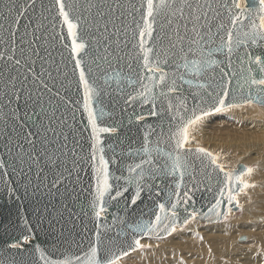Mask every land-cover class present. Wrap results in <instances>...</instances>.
<instances>
[{"label":"water","instance_id":"water-1","mask_svg":"<svg viewBox=\"0 0 264 264\" xmlns=\"http://www.w3.org/2000/svg\"><path fill=\"white\" fill-rule=\"evenodd\" d=\"M141 2L142 0H64L69 19L79 24L78 35L88 45L86 49L88 55L81 54L86 62L85 70L87 71L88 66H91L99 84H103L105 80L108 82L104 85L102 103L96 106L103 107L106 113L102 118V126L117 128L115 134H102L105 144L111 143L114 149L113 151L106 148V158L115 156V163L110 162L113 195L117 190L128 189L115 200L105 197L106 211L99 219L95 218L90 207L92 199L90 192L94 191L95 185L91 166L69 153L62 159L67 160L69 168L73 159L77 160L80 179L76 180L77 172H74L70 178L71 182L66 180L57 187H52L51 168L42 163L41 167L44 171L40 172L38 167L31 163L27 155L31 152V146L23 139L28 132H32L30 139L35 141L37 150L45 146L42 138L48 141L46 145L48 149L58 148L63 136L44 131V128L51 127L55 129V133L68 135L69 149L75 148L79 156H87L89 152L90 129L85 130L89 126L87 113L82 108L83 90L82 87L79 91L77 89L79 70L73 71L76 57L71 52L72 37L68 34L67 24L59 14V4L57 0H36L34 10L30 9L28 14L33 22L28 29L30 34L24 36L25 43H20L19 39L24 32L23 27L17 31L13 43V40L9 39L8 31H5L11 21L5 22L0 17V25H3L0 28V54H3L6 60L8 55H12L11 49L18 45L14 58L21 59L22 65H26L24 67L17 65L14 68L13 61L5 63L4 60H0V162H2L0 264H45L40 259L41 251L49 260L60 261L71 258L73 264H77L76 257H84V253L95 239L97 230L101 232L104 240L101 246L102 256L125 257L127 255H123L124 252L130 254L139 249L134 243L135 240L138 239L141 243L146 238H165L173 232L171 227L168 230L157 229L151 232L147 230L137 232L135 229L138 224H154L155 215L159 212L157 206L164 203L166 208H170V205L175 203L176 197L173 195L170 200L169 194H174L177 190L180 192L181 204L177 209L179 215L176 218L175 228L182 227L195 219L203 223H220L229 215V208L231 211L239 210L237 195L241 193L240 189L243 185L238 183L235 177L248 174L245 171L247 168H254L253 165L247 166L243 162L239 163L236 169L227 170L224 166L226 172L233 173L230 187L235 199L230 204L227 191L223 197L219 195V190L225 183L224 173L213 171L211 166L202 167L199 161L193 174L195 180L185 175L184 183L179 189L176 188L177 177H165L159 173L150 175L146 171L144 179L139 181L141 185L139 199L136 198V173L130 176L127 165L139 163L144 155L143 153L137 155L136 150L142 147L144 134L150 130L149 125L155 129L150 137L153 142L150 147H156L155 142L159 137L161 139L159 147L164 151H171V142L163 141L170 134L169 124L172 130H175L180 122L179 118L172 120L168 113H164L163 119L151 116L150 105L141 106L138 101L126 103L129 94L134 95V89L138 90V85L130 84L129 79H136V72L140 70L139 63L134 59L136 49L133 45L136 41L133 39L135 28L133 16L139 19V12L135 9L139 8ZM190 2L195 3V0ZM219 2L220 0H216V3ZM5 3L7 0H0V12L6 11ZM180 3L181 0H176L177 5ZM200 3H204V0H200ZM23 23L24 19H22ZM33 30H35L34 35H32ZM33 40L35 42L31 43ZM20 48L24 49L23 53L20 52ZM36 49L39 50L38 55L35 54ZM217 58L223 59V55L218 54ZM32 60L35 61L34 65H31ZM233 60L236 64L239 63L235 61V57ZM129 64L132 65L131 69ZM28 65L34 67L37 73L41 65L51 72V80L47 73L43 79L52 87L53 93L59 92V96L47 92L41 86L40 91L44 94L37 103L29 101L28 106L25 107L21 93L19 101L9 104L7 100L13 92L9 81L13 76L19 77L15 81L16 89L24 87L32 89L33 99L36 98V86L31 82L32 74L27 71ZM16 69L19 71L17 72ZM233 70L238 71V68ZM23 75H28L29 80L21 84ZM236 79L233 78V93ZM188 87L185 85V88ZM184 95L187 97L189 109L196 105L200 108H210L214 103L207 97H205L207 103H201L199 98L193 100L187 92ZM255 97L256 90L253 88L251 104L264 107V103H260ZM246 99H248L247 86L235 99L230 94L224 109L230 108L227 106L229 102L247 105ZM76 101L80 103H75ZM173 103L178 106L175 99ZM41 107L44 109L43 112ZM13 108L18 109L15 115L21 117L19 121L14 118ZM25 111L32 117L31 120L24 117ZM34 112L40 115H34ZM216 112L211 111L210 115ZM182 114L186 119L190 116V112ZM138 115H143L145 119L137 120ZM61 119L66 123L61 124ZM161 128H163L162 136ZM187 147L195 149L201 146L187 145ZM157 159L158 164H164L167 158L159 156ZM204 163L207 165V160ZM145 167L147 169L148 166ZM243 176L244 182L248 183ZM116 177L119 179L117 180ZM129 179L132 180L131 183ZM185 191H188L191 197L187 204L183 203ZM132 200H136V203L133 204ZM217 200L222 201L219 215L208 211ZM192 212L197 213L194 219L191 216ZM26 239L27 243H25ZM109 240L114 242L109 243ZM12 244H20L21 248H12Z\"/></svg>","mask_w":264,"mask_h":264},{"label":"snow or ice","instance_id":"snow-or-ice-1","mask_svg":"<svg viewBox=\"0 0 264 264\" xmlns=\"http://www.w3.org/2000/svg\"><path fill=\"white\" fill-rule=\"evenodd\" d=\"M36 0H7L4 7L5 12H0V17L5 22L11 21L8 24L9 39L13 40L17 36V31L23 27V35L19 38L20 43H25L24 36H28L29 27L32 25V19L29 18L30 9L34 10ZM59 4V14L63 17L64 23L68 26V34L72 37L71 52L75 55V72L78 69L77 89L82 87V108L87 113V124L89 126L86 131H89V152L87 156H79L75 148L69 149V137L63 133H55V129L51 127L44 128L45 132H53L57 136H63V141L58 145V148L48 149L46 147L48 141L42 138V143L45 145L40 150L36 149V143L30 137L32 132H28L23 137L25 141L31 146V152L27 153L28 159L35 164L40 172L44 171L41 164L47 165L52 170V187H57L64 181L71 182L70 178L74 172H77L76 180H79L77 171V160L73 159L72 166H67V160L62 157H67L69 153L72 157H78L79 160L88 163L94 173L95 185L94 191L90 192L92 197L90 207L94 213L95 218L99 219L106 211L107 196L109 200H115L117 196H122L123 191L117 190L113 195V184L110 182V162L115 163V156L106 158V148L113 150L111 143L105 144L102 134H115L117 128L114 126H102V118L106 115L103 107H97L102 103V93H104V85H107V80L103 84L97 82L98 78L93 74V69L88 66L85 70V60L81 56L88 55L86 51L88 45L78 35V23H73L69 19V13L65 11L64 0H57ZM135 7V6H133ZM139 12V19L133 16L135 23L133 39L136 43L133 47L136 49L134 59L139 63L140 70L136 72V79H129V83L138 85V90L134 89L135 94H129L126 103L138 101L141 106L150 105L149 114L151 116L164 118V113H168L172 120L179 118V123L175 130H172L169 124L170 134L164 143L171 142V151H164L159 147L161 139L156 140V147H150L153 143L150 139L155 129L149 125V131L144 134V142L140 149L136 150V154L143 153L139 163L127 165L128 172L131 176L136 173V198L139 199L141 185L139 181L144 179L145 172L150 175L159 173L165 177H177L178 182L176 188L179 189L184 183L185 175L190 176L195 180L193 175L197 168V161L202 167H212L213 171H220L224 173L225 183L224 187L219 190V195L224 196L225 191L228 192V203L230 204L235 197L232 195V188L230 187L233 180V173L226 172L224 165L218 163L219 156L210 152L203 147L195 149L187 147L191 143L190 130L199 124L204 117L210 115L211 111H222L225 108L226 102L229 101L230 94L233 99L237 95L245 91L247 86L246 103H253L252 89L256 90L255 99L260 103H264V0H195V3L190 0H181L179 5L176 0H142L139 8L135 9ZM187 10V15H185ZM22 19L24 23L22 24ZM3 25H0L2 28ZM39 27V24H37ZM15 29V30H13ZM33 30L32 35H34ZM38 39V37H36ZM165 41H167L165 43ZM35 40L31 41L34 43ZM127 43V42H126ZM18 47V45H17ZM17 47L11 49L12 55L5 56L0 54V60L5 63L13 61V67L26 66L22 65L21 59L14 58ZM23 53L24 49H19ZM107 51V49H105ZM35 54H39V50H35ZM218 54L223 55V59H218ZM239 63L236 64L233 60ZM28 59H31L28 57ZM106 59V57H105ZM95 63V61H92ZM35 61H31L34 65ZM31 65L27 66V71L32 74V83L36 86V98L33 99L32 89L26 87L16 89L15 81L19 78L13 76L9 81L12 85L13 92L8 97L7 102L12 104L14 101L21 99L23 93L25 107L28 102L37 103L43 96L40 91L42 86L44 90L59 96V92H52V87L43 79L45 73L48 78L52 79L51 72L41 65L39 73ZM132 65L129 64L131 69ZM233 68H238L233 70ZM218 69V72H217ZM17 72L19 69H16ZM233 78L236 79L235 92L233 93ZM29 76L23 75V80L28 81ZM37 81L39 82L37 84ZM185 85L189 86L185 88ZM192 96L193 100L200 99L201 103H207L208 99L214 101L210 108H200L196 105L192 109L187 106V97L184 93ZM7 95V94H6ZM173 99L178 102L173 103ZM51 103V101H49ZM75 103H80L76 101ZM228 107H240L235 103L229 102ZM199 109V111L197 110ZM18 109L13 108L12 113L14 118L19 121L21 117L15 115ZM41 111L44 109L41 107ZM190 112V116L186 119L182 113ZM39 116V113H33ZM24 117L31 120L32 117L28 112L23 113ZM143 115H138L137 120H144ZM61 124L66 123L63 119ZM23 127V124H21ZM41 127H43L41 125ZM15 131V129H13ZM160 135H163V128H161ZM23 150V146L21 145ZM66 150V151H65ZM155 153V155H154ZM163 156L167 159L164 164H158V157ZM146 157V158H145ZM205 160L208 164L205 165ZM63 166L61 170V166ZM2 166V162H0ZM145 166H148L147 169ZM31 170V169H29ZM247 173L253 171L252 168L245 170ZM67 173V175H65ZM243 174L237 175L235 179L238 183L243 185V189L253 187L254 185L244 182ZM118 180L119 177H116ZM132 180L129 179V183ZM91 187V186H90ZM176 197L175 203L166 208L164 203H160L157 207L158 214L155 215L154 224H138L135 231L143 232L145 230L151 232L157 229L175 231L176 218L179 213L178 206L181 204L180 192L177 190L174 194H169V199L172 196ZM183 203L187 204L191 197L188 191L183 193ZM135 204L136 200H132ZM222 201L217 200L216 203L208 210L216 215L220 214ZM187 211V209H184ZM231 212V208L228 209ZM197 215L192 212L191 216L194 219ZM207 215V214H205ZM187 223V220L185 221ZM114 241L109 240V243ZM27 243V239L25 240ZM104 243L102 234L99 230L95 233V239L89 245L88 251L84 253V257H76L77 264H118L120 257L109 258L101 255V246ZM137 248L151 247V245H143L140 240L134 241ZM12 248H21L20 244H12ZM123 255H128L124 252ZM40 259L45 264H73L71 258L55 261L49 260L41 251Z\"/></svg>","mask_w":264,"mask_h":264},{"label":"bare ground","instance_id":"bare-ground-1","mask_svg":"<svg viewBox=\"0 0 264 264\" xmlns=\"http://www.w3.org/2000/svg\"><path fill=\"white\" fill-rule=\"evenodd\" d=\"M241 107L245 106H240L238 108ZM233 108L234 107L226 108L222 111H219V113L223 111H232ZM255 110L256 113H254ZM211 115L204 117L202 121H204ZM234 115L237 118V121H241L245 124H250L251 126L259 125L264 128V108H262L261 106L252 107L250 109H248L247 107V111L244 112L243 117L238 113H234ZM197 125H195L190 130V139H192L196 134L197 136L202 137L200 139H202L203 141L205 140V144H203V142H201L202 144H192L195 141L193 140L188 145L201 146L212 152V149L207 148L206 141L208 139L203 138V135L201 133L194 130ZM262 136H264V131H261L259 133L257 132V134L252 135V137L255 138H260ZM246 148L244 146H240L233 149V151H236V153L241 156L237 158V160L233 157L232 153H225V160L221 158V161H226L225 163H227V167H229H226L227 170L236 169L238 164L242 162L247 166H254L253 171L250 174L248 173L243 176L245 181H249L248 184L254 186L246 188V190L243 189L245 191V194H243L242 196L240 195V201L238 198L239 194L237 195V205L239 204V202H241L243 204L244 211L242 210L243 212L241 214H237L233 221L230 222L226 221L217 224L210 223V225L209 223H207V225H197L193 227V229L188 231L178 230L176 232L177 234L167 241L168 245H170V241H177V246L172 247L177 255L169 250H161L158 252L154 251L153 249H147L143 251L139 249H137L138 251L135 250L137 251L136 253L138 254L139 258L143 259V264H261L258 255L254 256L253 254H251L252 252H255V247L252 245L250 246V243L252 241L258 242V244L259 242H262V245L264 246V202H261L264 197V182L260 183V181H264V175L259 174V167L261 166V163L256 161L258 159L257 156H253V153H249L248 155L243 157V155L249 152ZM257 148L259 147H256V150ZM253 150L255 149L253 148ZM221 161L219 162L221 163ZM243 190L241 192H243ZM256 192H258L259 194L255 195V200L254 202H252L250 194ZM246 193H248L249 195H247ZM244 212L246 213L244 214ZM192 221L193 220H191V222ZM236 235H238V237L236 238L235 244H237L238 242H248V245L242 246L244 244L238 243L239 245L232 246L226 240L227 238ZM152 239H143L141 241V244L147 245L146 243H151L156 250L170 249L169 246H162L160 244H157L156 241ZM203 239L205 240L204 242H202ZM143 241H145L146 243H143ZM254 245L256 244L254 243ZM260 247L259 251L261 252L262 250L260 249L263 247ZM184 255H186V257H183ZM241 255H245L244 260L236 262L237 256L240 257ZM123 258L124 257L120 258L119 262L121 261V259L123 260Z\"/></svg>","mask_w":264,"mask_h":264},{"label":"rangeland","instance_id":"rangeland-1","mask_svg":"<svg viewBox=\"0 0 264 264\" xmlns=\"http://www.w3.org/2000/svg\"><path fill=\"white\" fill-rule=\"evenodd\" d=\"M242 106H245V107H241V108L234 107L232 109V111H223L220 113L218 111V113L217 112L215 114L213 113V115L207 117L204 121L199 123L194 128V130L201 133L203 135V138L208 139L206 141L207 142V148L212 149L214 151V152L213 151L212 152L215 155L219 156L218 161H221V158L223 160H225L224 159V157L226 156L225 153H228V154L232 153L233 157L236 158V160H237V158H239L241 156H239L236 153V151H233V149L238 148L240 146H244L245 148L248 146L246 149H248L249 152H247L245 155H243V157H245L249 153H253L252 154L253 156H257L258 159L256 161L261 163V166L259 167V170H260L259 174L264 175V136H262L260 138L252 137V135L257 134V132L259 133L261 131H264V128L262 126H259V125L251 126L250 124H245V123H242L241 121H237L236 120L237 118L234 115V113H238V114H240V116L243 117L244 112L247 111V107H248V109H250V108L256 107V106L258 107L259 105L247 104V105H242ZM261 107L264 108L263 106H261ZM254 113H256V110L254 111ZM200 138H202V137H199L195 134V136L190 140L191 141L195 140L194 143H192V144H198L201 142H203V144H205V140L203 141ZM204 146H206V145H204ZM256 147H259V148H257V150H256ZM253 148L255 150H253ZM225 162L226 161H224V162L221 161V163L225 167H227V163H225ZM227 168H229V167H227ZM262 182H264V181H260V183H262ZM248 183H249V181H248ZM256 185H258V184H256ZM243 194H245L244 190L238 196L239 201H240L241 196ZM246 194L249 195L248 193H246ZM256 194H259V193L256 192V193L250 194L252 202H254ZM261 202H264V197L261 200ZM238 207H239V210L238 211H231L223 222L233 221V219L235 218V216H237V214H239V213L241 214L244 211L243 204L241 202H239ZM245 213L246 212H244V214ZM213 224H217V223H213ZM197 225H207V223H203V222H200V221L195 219L192 222L189 221L186 225H184L182 227H176V230L165 238H157V239L151 238L152 240L156 241L157 244H160L162 246H169L170 249L156 250L151 243H146L145 241H143V243H146L147 245H151V247L139 248V250L143 251V250H147V249L148 250L153 249L156 252L161 251V250H169L172 253H174L175 255H177V253L172 248V247L177 246V244H178L177 241H175V240L170 241V245L167 244V241L170 240L172 237H174L177 234L176 232L178 230L188 231V230L193 229V227H195ZM209 225H210V223H209ZM237 237H238V235L231 236V237L227 238L226 240L232 246L239 245L238 243L244 244L242 246L248 245V242L247 243L238 242L237 244H235ZM157 240H161V241H157ZM204 241L205 240L203 239L202 242H204ZM254 243L256 245H254ZM251 245L255 247V252H252L251 254H253L254 256L258 255L260 263L264 264V250H263L264 246L262 245V242H259V244H258V242L252 241L250 243V246ZM260 246L263 248H261ZM259 247L261 248L260 250H262L261 252L259 251ZM137 251L130 253V255L124 257L123 260L121 259V261L118 264H143L144 263L143 259L139 258L138 254L136 253ZM186 255H184L183 257H186ZM244 257H245V255H241L240 257L237 256L236 262L237 261H243Z\"/></svg>","mask_w":264,"mask_h":264}]
</instances>
